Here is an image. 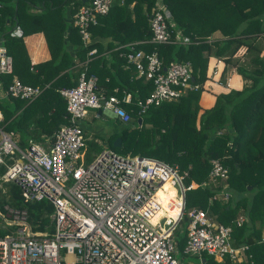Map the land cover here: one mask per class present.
I'll return each instance as SVG.
<instances>
[{"label":"trees","instance_id":"1","mask_svg":"<svg viewBox=\"0 0 264 264\" xmlns=\"http://www.w3.org/2000/svg\"><path fill=\"white\" fill-rule=\"evenodd\" d=\"M87 1L0 0V40L12 59L11 73L1 74L0 84L5 89L15 76L24 84L41 88L30 101L0 98L2 131L16 135L19 149L40 143L42 136L51 138L67 122L65 102L58 90L75 85L85 68L86 74L96 76L97 94L118 99L124 92L130 94L129 104H119L130 121L107 138L108 148L121 155L151 157L180 171L190 166L186 182L205 184L185 192V208L204 209L215 221L230 225L232 246L246 245L252 264H264V242L259 241L264 228V0H160L171 16L168 28L172 34L179 31L187 38L186 44L148 42V18L156 0H112L108 12L97 16L89 27L91 43L84 46L71 21L76 9ZM15 29L19 35H13ZM32 33L42 35L48 56L30 65L23 38ZM97 37L109 40L103 47ZM135 41L140 43L134 48L147 53L154 50L162 67L175 61L188 62L192 84L201 86L206 80L207 59L212 56L224 63L223 70L234 66L242 85L214 94L207 108L199 105L200 87L138 114L135 101L145 98L153 84L136 78L134 68L119 56L125 52L124 44ZM115 45L123 48L113 50ZM91 48L96 54L86 61ZM103 49L109 51L108 57ZM239 50L244 59L236 63L233 56ZM117 137L120 146L115 147L112 142ZM85 143L92 147L87 140ZM209 159L226 168L224 180L212 183L207 177ZM85 161L89 162L87 154ZM3 169L0 166V174ZM3 186L1 202L25 210L33 231L53 230L52 206L47 200H24L13 183ZM222 187L228 198L216 197L209 204V197ZM169 207L176 213L174 204L167 201L165 208ZM238 215L245 220L237 227ZM186 222L183 216L173 231L180 252ZM8 228L0 230V236ZM197 261L216 264L205 253Z\"/></svg>","mask_w":264,"mask_h":264},{"label":"built area","instance_id":"2","mask_svg":"<svg viewBox=\"0 0 264 264\" xmlns=\"http://www.w3.org/2000/svg\"><path fill=\"white\" fill-rule=\"evenodd\" d=\"M111 1L88 0L73 13L71 23L84 46L91 43L89 27L96 23L97 16L108 12ZM171 24L169 11L156 0L148 18V42L188 43L179 31L172 34L168 28ZM13 35H19L18 29ZM124 49L119 56L134 68L135 77L153 84L145 98L135 101L138 114L149 106L175 100L187 90L202 87L192 84L188 62L175 61L162 67L154 50L147 53L131 43ZM95 54L96 49L91 48L86 61ZM11 69V56L0 40V75L11 73ZM40 92V87L24 84L15 76L5 89L0 84V98L31 100ZM58 92L65 102L67 122L44 143L19 149L16 135L0 128V166L4 168L0 181L13 183L24 200H47L52 206L53 224L50 233L33 231L25 210L4 206L0 222L10 225L14 232L0 236V264H178L173 231L183 216L187 218L183 254L199 259L205 253L216 264H252L246 245L232 246L230 225L215 221L204 209L186 210L185 192L205 184L186 182L190 166L180 171L151 157L121 155L109 148L84 163L81 121L86 108L97 113L110 111L121 122H128L130 116L119 104L130 103L129 93L120 99L97 94L96 76L86 74L85 68L75 85ZM208 163L209 179L226 178L227 170L221 163L215 159ZM163 184L174 190V215L162 210L161 201L157 200L159 190L166 194ZM222 188L209 197V204L220 195L224 200L228 198ZM8 209L19 212V218ZM242 221L238 217L235 225Z\"/></svg>","mask_w":264,"mask_h":264},{"label":"rangeland","instance_id":"3","mask_svg":"<svg viewBox=\"0 0 264 264\" xmlns=\"http://www.w3.org/2000/svg\"><path fill=\"white\" fill-rule=\"evenodd\" d=\"M240 50L237 51V53L234 54V61L237 62H242V60L244 59L243 56L240 55ZM219 60V59H218ZM222 63V64H221ZM224 68V63L220 61V65L218 67V74L212 77V81L208 80L203 82L202 86L203 89L201 90V95H203V97L206 98V100L210 99L213 95L212 92H220L223 91L225 88V86L223 87V85H225L226 83V78L229 76V74H232L230 76V84H234L233 80L235 79L236 81H241V78L236 75V71H235V67L232 65H228L225 66ZM220 70H222L223 72L220 74ZM216 82H218L219 84H216ZM236 83V82H235ZM223 84V85H221ZM229 86V85H228ZM226 89H228V87H226ZM216 94V93H214ZM87 111V117L89 115L92 114V112H96L95 109L92 108H86ZM126 123H122L120 122L119 119L111 117L107 114H104L103 111L101 112V115L98 119L94 120L91 124H89L90 126L88 127L89 130H87L88 132V138L90 140V145H92V147H88L87 146V151L85 152V155L87 154L89 157V162L103 149V148H107L108 144L106 143V138L108 136L114 135L116 133H118V131L123 128V126H125ZM107 130V136L106 135H102L103 131ZM95 131V132H94ZM97 131V132H96ZM102 131V132H100ZM86 137V136H85ZM88 140V139H87ZM95 141V142H93ZM119 153V152H117ZM78 162V161H77ZM84 163H88V161H85V157H84ZM210 181H212V183H215L217 180L215 179H210ZM3 182L0 181V188L2 189V192H5V188L3 186ZM176 187V186H174ZM166 192L171 193L172 195H170L169 197L172 198V196L174 195V190L170 189L169 187L166 189ZM218 200H220V196L217 197ZM163 203L162 205L165 207V201L162 200ZM8 206V204H4L3 202H1L0 199V211L3 210V207ZM9 210V209H8ZM15 210H21V209H15ZM187 210V209H186ZM9 212L12 214L13 217L15 218H19L20 213L17 211H10ZM211 217H213V215H211ZM29 222V221H28ZM10 225H7L3 222H0V230H5V228L9 227ZM14 232V229L12 228H8L7 231L3 232L2 235L4 234H11ZM1 233V232H0ZM175 258L178 261V264H199L197 261V257L193 254H183L180 252V249L175 253Z\"/></svg>","mask_w":264,"mask_h":264},{"label":"crops","instance_id":"4","mask_svg":"<svg viewBox=\"0 0 264 264\" xmlns=\"http://www.w3.org/2000/svg\"><path fill=\"white\" fill-rule=\"evenodd\" d=\"M97 40H99L102 43L103 47H104L106 45L107 41L109 40V37H101V38L100 37H97ZM23 42H24L26 51H27V53L29 55L30 65H33V64L37 63L38 61H42V60H44V59L47 58L48 52L46 50V47H45L44 42H43V39H42V35L40 33H32V34H29V35L25 36L23 38ZM130 43L133 44V45H135L137 43H140V41H135V42H130ZM130 43L124 44V46H126V45H128ZM120 47H123V45H115L113 47V50H115L116 48L119 49ZM263 51H264V49L261 50V53ZM103 52H105V54H104L105 57H108L109 54H110L109 51H107L105 49H103ZM207 61L208 62H207V67H206V80L205 81H208V80L212 81V77L215 76V75H217L218 72H219L218 67L220 65V60H218L215 57L209 56L208 59H207ZM231 75L232 74H229V76L226 78L225 85H223V84H221V85H223V87L225 86L224 87L225 89H226V87H229V86H232V87L237 88V89L240 88L241 85H242V82L241 81H236L234 79L233 80L234 84H230V81H231L230 76ZM216 84H219V83L216 82ZM202 89H203V86H202ZM124 93H128V92H124ZM214 93H217V92L216 91L215 92H212V95L213 96L210 99H208V100H206V98L203 97V95L200 96L199 105L201 106V108H207V107L211 106L212 101H213V97H214ZM27 101H30V100H27ZM101 112H100V114H98L97 111L94 112V113L92 112V114L89 115L88 117H87V112H86L85 116L83 117V119L81 121V127H82V129L84 131V136H86L85 137V141L88 139L87 141L90 142V140L88 138L89 137L88 136V132H87V130H89L88 127L90 126L89 124H91L94 120L98 119L100 117V115H101ZM103 113L104 114H107V115H109L111 117H114L110 111H103ZM95 115H97V117ZM114 118H116V117H114ZM100 132H102V131H100ZM107 133H108L107 130H104L103 133H102V135H106L107 136L108 135ZM46 138H48V137L42 136V141L40 143H44V141H45ZM107 138H106V143H107ZM93 142H95V141H93ZM86 151H87V144L85 143V147H84V150H83L84 157H85V152ZM222 190H223V188H222ZM167 193L169 195L172 194V192L171 193L167 192ZM228 196H229V193H228ZM220 199L224 200L221 195H220ZM167 201H170V200L167 199L166 202ZM238 216L239 217H242L243 218V221L245 220V216H243V215H238ZM260 236L261 237H260V240L259 241L260 242H264V241L261 240L264 237V228H261V234H260ZM230 242H231V240H230ZM235 247H238V246H235ZM240 263H244V262L241 261Z\"/></svg>","mask_w":264,"mask_h":264},{"label":"bare ground","instance_id":"5","mask_svg":"<svg viewBox=\"0 0 264 264\" xmlns=\"http://www.w3.org/2000/svg\"><path fill=\"white\" fill-rule=\"evenodd\" d=\"M169 186L167 185V184H163V189H167ZM170 189H172L171 187H169ZM172 195V194H171ZM170 195L166 192V194H164V193H162L160 190L157 192V194H156V197H157V200H159V201H161V204L163 203V201L162 200H167V199H169L170 201V205L171 204H175V202L173 201V199L172 198H170L169 197ZM165 203H166V201H165ZM162 206V210H164L165 212L167 211V213L169 214V215H174L175 213L173 212V211H171V207H169L168 209H166L163 205H161ZM177 209V208H176Z\"/></svg>","mask_w":264,"mask_h":264},{"label":"water","instance_id":"6","mask_svg":"<svg viewBox=\"0 0 264 264\" xmlns=\"http://www.w3.org/2000/svg\"><path fill=\"white\" fill-rule=\"evenodd\" d=\"M191 80H192V78H191ZM98 113H100V111H98ZM112 145L115 147L120 146V138H118V137L115 138L114 141L112 142ZM247 188H249V187H247Z\"/></svg>","mask_w":264,"mask_h":264}]
</instances>
